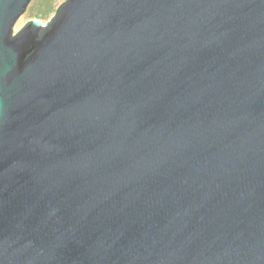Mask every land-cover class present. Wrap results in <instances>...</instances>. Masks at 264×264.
Returning a JSON list of instances; mask_svg holds the SVG:
<instances>
[{
    "label": "water",
    "instance_id": "water-1",
    "mask_svg": "<svg viewBox=\"0 0 264 264\" xmlns=\"http://www.w3.org/2000/svg\"><path fill=\"white\" fill-rule=\"evenodd\" d=\"M0 0V264H264V0Z\"/></svg>",
    "mask_w": 264,
    "mask_h": 264
},
{
    "label": "rangeland",
    "instance_id": "rangeland-1",
    "mask_svg": "<svg viewBox=\"0 0 264 264\" xmlns=\"http://www.w3.org/2000/svg\"><path fill=\"white\" fill-rule=\"evenodd\" d=\"M66 0H31L27 10L17 20L14 32L22 29L31 19H39L44 23L56 14L59 5Z\"/></svg>",
    "mask_w": 264,
    "mask_h": 264
}]
</instances>
